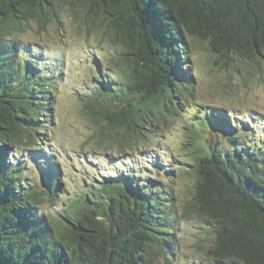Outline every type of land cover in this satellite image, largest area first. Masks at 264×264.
Here are the masks:
<instances>
[{
  "label": "trees",
  "instance_id": "trees-1",
  "mask_svg": "<svg viewBox=\"0 0 264 264\" xmlns=\"http://www.w3.org/2000/svg\"><path fill=\"white\" fill-rule=\"evenodd\" d=\"M63 9L117 48L107 57L113 73L97 65L94 87L80 101L100 141L131 149L192 95L188 52L195 44L224 69L264 63V0H0V264L166 260L177 229L168 180L119 168L94 172L92 183L59 196L50 163L39 161L44 188L37 190L25 176L27 161L14 155L38 151L61 59L45 62L9 35L31 21L61 26ZM233 119L209 107L187 120L191 161L182 167L192 185L182 212L205 224L206 264H264V144L250 140L254 121L246 120L243 138ZM191 124L220 131L227 147L206 144ZM44 201L60 206L55 216L40 209Z\"/></svg>",
  "mask_w": 264,
  "mask_h": 264
},
{
  "label": "rangeland",
  "instance_id": "rangeland-1",
  "mask_svg": "<svg viewBox=\"0 0 264 264\" xmlns=\"http://www.w3.org/2000/svg\"><path fill=\"white\" fill-rule=\"evenodd\" d=\"M61 21L62 25L58 27L53 22L42 27L31 21L19 30H12L9 35L37 48L45 62L55 54L61 59L58 67L61 77L53 88L55 94L50 100L49 111L45 112L49 118L37 146L38 151L31 153L20 149L14 153L17 160L24 158L30 167L26 178H34L37 190H43L39 161L50 163L53 179L58 178L60 183L58 195L68 197L77 193L85 183H92L90 180L96 176L94 172L106 175L109 173L107 170L141 171L146 168L150 176L157 174V178L168 180L171 186L168 189L175 196L177 220L175 239L171 241L172 255L166 260L156 255L153 264H206L210 260L204 250L210 236L205 234V224L182 212L192 185V174L182 167L191 161L189 149L192 138L187 120L195 118L202 108H221L237 122V132L243 138H248V131L244 129L246 120L254 121L256 132H251L250 140L258 136L264 144V63L239 65L238 71L229 67L224 69L202 45L195 44L188 52L189 68L194 77L192 95L183 100L180 109L166 113L164 123L145 142L131 149H121L109 139L99 140L95 134L97 127L87 120L80 101V97L94 87L97 65L108 76L113 73L115 68L109 63V58L117 48L108 43L102 32L79 26L66 9L62 11ZM190 126L198 131L206 144L217 141L223 148L227 147L225 136L220 131L216 133L210 126ZM158 161L161 165L154 166L153 163ZM53 203L44 201L40 209L55 216L60 206ZM197 241L199 247L194 245Z\"/></svg>",
  "mask_w": 264,
  "mask_h": 264
}]
</instances>
